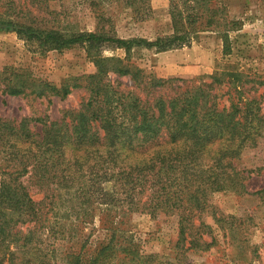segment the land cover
Segmentation results:
<instances>
[{
  "label": "trees",
  "instance_id": "obj_1",
  "mask_svg": "<svg viewBox=\"0 0 264 264\" xmlns=\"http://www.w3.org/2000/svg\"><path fill=\"white\" fill-rule=\"evenodd\" d=\"M147 1L126 4L146 16ZM216 1L170 0L173 33L154 41L116 38L103 25L79 32L8 25L35 52L82 46L96 72L57 87L13 66L0 70L2 95L65 98L82 86L81 78L88 92L77 110L58 120L0 117V264H152L136 247L128 225L133 214L176 217L179 240L191 248L215 242L204 238L211 230L205 219L221 228L228 219L210 196L244 191L241 153L256 146L264 124L258 101L240 96L241 72L218 75L217 82L226 76L239 93L221 107L211 83L182 80L173 95L147 100L119 90L107 74L129 76L148 92L170 88L172 80L130 65L131 50L181 48L210 29L227 42L231 22L211 7ZM108 46L123 49L125 58L101 54ZM59 239L70 242L61 252Z\"/></svg>",
  "mask_w": 264,
  "mask_h": 264
},
{
  "label": "rangeland",
  "instance_id": "obj_2",
  "mask_svg": "<svg viewBox=\"0 0 264 264\" xmlns=\"http://www.w3.org/2000/svg\"><path fill=\"white\" fill-rule=\"evenodd\" d=\"M169 1L148 0L145 16L137 14L126 0H0V70L13 66L57 87L72 84L75 78L96 72L94 62L82 46L35 52L14 31L7 30L8 25L19 23L62 32L94 31L103 25L104 31L110 30L109 34L116 38L154 41L173 33ZM211 7L223 9L225 19L231 22L227 42L222 41L218 31L210 29L198 32L189 45L181 48L162 52L141 47L131 50L130 65L145 75L172 80L170 88L148 92L134 85L129 76L112 72L107 74L108 81L119 90L132 91L147 100L157 95H173L172 89L182 85V80L211 83V92L221 107L228 105V95L236 99L239 93L233 91L228 77L223 76V82L216 79L223 71H239L240 96L255 98L264 117V0H218ZM98 17H101L99 24ZM100 51L105 56L125 58L123 49L108 46ZM78 82L82 86L72 89L65 98L0 93V117L17 121L23 117L46 116L58 120L64 111L77 110L87 99L84 79ZM260 129L256 146L241 153V167L247 171L244 191H221L210 196V202L228 223L221 228L210 217L205 219L211 230L204 238L209 242L210 236L215 237L209 247L191 248L187 241H180L174 216H131L128 225L136 237V247L152 256V264H264V192L255 194L264 189V124ZM33 191L37 190L33 188ZM69 244L59 239L55 246L61 252Z\"/></svg>",
  "mask_w": 264,
  "mask_h": 264
}]
</instances>
